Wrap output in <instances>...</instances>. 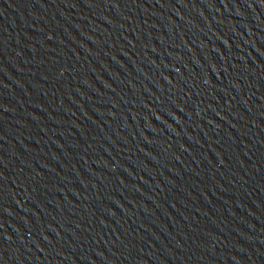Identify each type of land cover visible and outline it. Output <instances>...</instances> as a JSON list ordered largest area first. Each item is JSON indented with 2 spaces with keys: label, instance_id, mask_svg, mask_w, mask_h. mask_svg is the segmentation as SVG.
<instances>
[{
  "label": "water",
  "instance_id": "water-1",
  "mask_svg": "<svg viewBox=\"0 0 264 264\" xmlns=\"http://www.w3.org/2000/svg\"><path fill=\"white\" fill-rule=\"evenodd\" d=\"M0 264H264V0H0Z\"/></svg>",
  "mask_w": 264,
  "mask_h": 264
}]
</instances>
